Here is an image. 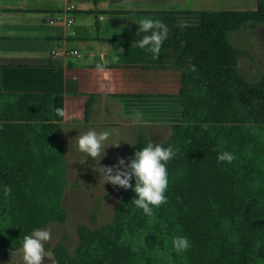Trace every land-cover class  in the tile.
Here are the masks:
<instances>
[{"label":"rangeland","instance_id":"1","mask_svg":"<svg viewBox=\"0 0 264 264\" xmlns=\"http://www.w3.org/2000/svg\"><path fill=\"white\" fill-rule=\"evenodd\" d=\"M242 3L250 9L241 7ZM256 5L257 0H239L238 11H254ZM227 40L243 80L264 91V23L246 24L228 33ZM150 123L156 124L155 120ZM146 125L132 133H111L100 161L78 150L77 138L82 133H41L32 126L13 139L8 137L7 142L0 139V151L7 149L15 154L12 168L16 172L10 177V196L4 195L0 184V264H23V237L37 229H51V240L44 245L50 255L44 264H233V256L245 248L240 242L243 237L254 244L246 247L248 261L260 264L261 244L254 240L253 226L243 228L232 221L227 225L215 214L220 212L222 196L217 183L220 180L222 186H230L231 173H236V181L228 195L231 200L225 202L232 204L248 193L249 198L256 197L264 205V125L230 133L224 127L223 131L218 128L207 133L219 148H229L235 156L234 162L226 163L227 169L218 170L219 176L210 182L183 169L186 166L179 155L185 146L187 125L183 120L162 132ZM35 134L40 138L34 139ZM117 143V147L109 146ZM148 143L171 146L176 152L168 162L167 203L153 209L154 217L146 216L131 203L136 199L132 188L105 183L103 174L95 171L97 166H114L119 159L127 164ZM61 149L63 179L55 176L59 162L51 159ZM26 160L29 162L23 163ZM244 168L250 176L247 180L241 176ZM20 169L29 172L28 176L19 175ZM131 184L134 188V178ZM196 185L195 197L192 192ZM208 203L210 206L204 207ZM187 212L194 216L191 227L183 221ZM206 232L215 234L208 240ZM174 236H186L190 248L175 252L171 244ZM231 251L236 253L230 256Z\"/></svg>","mask_w":264,"mask_h":264},{"label":"crops","instance_id":"2","mask_svg":"<svg viewBox=\"0 0 264 264\" xmlns=\"http://www.w3.org/2000/svg\"><path fill=\"white\" fill-rule=\"evenodd\" d=\"M238 5L239 0H0L2 132L36 126L49 133L41 127L54 125L57 133H132L142 124L162 132L180 123L182 73L173 66L174 31L197 27V13L234 12ZM142 18L169 29L158 58L139 47L147 34L138 31ZM101 53L109 61L119 57L107 65V80L96 71ZM46 97L48 115L40 106ZM46 116L48 122L35 120Z\"/></svg>","mask_w":264,"mask_h":264},{"label":"trees","instance_id":"3","mask_svg":"<svg viewBox=\"0 0 264 264\" xmlns=\"http://www.w3.org/2000/svg\"><path fill=\"white\" fill-rule=\"evenodd\" d=\"M197 15L199 17L197 27L177 28L172 39L173 66L182 73V85L179 93L182 120L187 125L184 128L185 137L183 138L185 146H183L179 155L181 163L186 166L183 169L210 182L213 177L217 178L219 176L220 172L218 170H222L224 167L227 169V162L218 163L217 155L220 152H230L234 155V152L229 148L222 149L220 147L221 150L209 138L210 136H207V133H212L218 128L223 131L224 127L228 128L230 133L236 130L238 132V128L243 131L244 128L250 125H264V91L251 87L243 80L235 66L236 58L233 56L227 40L228 33L239 30L246 24L264 23V0H257L256 10L254 11L201 12ZM189 64L195 65V72L188 70ZM46 100L47 105L43 104ZM44 105L46 106L42 107ZM40 106L47 115L50 114L47 97L42 99ZM43 117H36L35 120L49 121L48 116L45 119ZM56 128L54 125H45L41 127V130L46 132L52 130L54 133ZM2 131L4 132L0 128V139L6 142L8 137L13 139L19 134L3 133ZM7 134L11 135L7 136ZM37 137L40 138L35 134L34 139ZM241 149L244 151L243 146H241ZM242 151L239 153H242ZM14 155L7 149L0 151L1 188H4V186L10 187V177L16 174L12 168ZM63 156L64 152L61 149L59 153L55 152L51 158L55 162H59L56 164L58 170H56L55 176L60 179H63L65 175ZM28 162L26 160L23 163ZM166 167L169 169L170 165L167 163ZM234 169L236 167H231L230 170ZM245 169H243L241 176L247 180L250 176L249 173L244 172ZM17 173L25 178L29 172L20 169ZM236 176V173H231L230 186L228 184L222 186L223 183L220 184V180L217 183V188L219 190L222 188V191L220 190L222 196L220 198L221 202H219L220 212L215 214V218L226 220L227 225L229 221L243 228L252 225L254 240L261 244L259 246L260 264H264V205H260L258 203L259 199L256 197L249 198L248 193L239 196L232 204L231 202H225L231 200L228 195L233 190L232 182L236 181ZM193 188L192 195L196 197L195 194L198 195L196 189L199 186L196 185ZM203 192L205 190L201 189V193ZM179 193L182 194V190ZM187 193L190 194V190ZM204 205V207L210 206L209 203ZM183 221L188 227H191V223L195 222L192 212L184 213ZM213 234L215 233L206 232L205 235L209 240L213 238ZM240 242L245 248L243 247V251H240L237 257L233 256L234 258L231 260L233 264H250L246 247L254 244L249 239L246 240L245 237ZM235 253L231 251L229 255L232 256ZM230 261L228 262L230 263Z\"/></svg>","mask_w":264,"mask_h":264},{"label":"clouds","instance_id":"4","mask_svg":"<svg viewBox=\"0 0 264 264\" xmlns=\"http://www.w3.org/2000/svg\"><path fill=\"white\" fill-rule=\"evenodd\" d=\"M127 2V0H126ZM139 32L147 33L139 42V47L147 48L153 54V58H158L161 46L168 38L169 29L166 24L160 20L152 18H142L139 22ZM150 46V47H149ZM119 57L113 55L111 60L100 55V62L96 65V71L102 74L103 79L109 78V63H116ZM189 71L195 72V65L189 64ZM58 115L63 117L64 110L57 108ZM134 117L139 120L142 113L134 112ZM111 132L108 130L97 132L89 130L79 134L77 138L78 150L91 157L93 161L104 156L105 142L109 140ZM116 145H109L117 147ZM107 146V147H109ZM176 152L171 146L164 147L161 144L148 143L140 151L136 152L125 164L124 159H119L114 166H105L95 169L99 174H103L105 183L123 188L125 190L132 188L136 199L131 203L141 209L146 216L154 217V208H159L167 203L165 193L168 189V170L167 163L174 158ZM235 156L230 152H220L217 155L218 163H231ZM99 163V162H98ZM135 179V186L132 187L131 181ZM104 183V184H105ZM4 195H11V188L4 186ZM51 240V229H37L30 235H25L22 241V260L23 264H44L45 257L50 253L45 252L44 245ZM173 250L177 253L186 252L190 248V241L186 236H174L171 239Z\"/></svg>","mask_w":264,"mask_h":264},{"label":"built area","instance_id":"5","mask_svg":"<svg viewBox=\"0 0 264 264\" xmlns=\"http://www.w3.org/2000/svg\"><path fill=\"white\" fill-rule=\"evenodd\" d=\"M72 54V53H71Z\"/></svg>","mask_w":264,"mask_h":264}]
</instances>
